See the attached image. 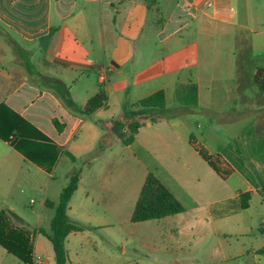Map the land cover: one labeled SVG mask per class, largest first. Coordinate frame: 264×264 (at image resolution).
I'll return each instance as SVG.
<instances>
[{"label":"crops","instance_id":"0c3cea01","mask_svg":"<svg viewBox=\"0 0 264 264\" xmlns=\"http://www.w3.org/2000/svg\"><path fill=\"white\" fill-rule=\"evenodd\" d=\"M234 2L0 0V133L8 136L0 137V214L8 226L30 232L34 264H55L52 245L39 231H50L53 213L46 211L53 209L45 206V200L53 201L49 192L56 190L59 178L63 188L76 171L78 186L67 215L83 229L65 238L67 264L115 260L111 249L116 246L119 218L132 223L125 230L127 238L137 229H151L146 223L152 220H130L149 172L181 203L183 211L154 219L160 224L168 221L170 241L157 247L143 239V248L159 253L182 248L183 243L190 248L195 239L203 246L204 239L211 238L208 248L200 249L210 264H264V254L257 253L264 246V90L254 81L257 67L263 69L264 81V47L262 54L257 53L264 30L255 31L239 21ZM246 29L255 35L243 33ZM154 39L167 50L139 48ZM201 41L206 42V61ZM252 47L255 51L248 56L247 49ZM247 57L251 67L246 65ZM48 78L61 82L79 106L99 91L105 95L104 104L83 114L64 102ZM188 82L197 86V104L169 105L176 83ZM160 89L165 93V108L145 109L149 117L141 121L134 139L123 143L119 134L127 136V126L113 120ZM246 89L252 94V110L245 108ZM127 92L135 101L123 99ZM113 97L115 111L110 107ZM240 109L255 115L237 126L231 137L217 145L201 140L193 114L209 118L214 134H224L235 120L231 111ZM12 111L31 124L25 126L31 137L7 131L16 121ZM217 122L224 123L222 128ZM198 146L219 171L199 154ZM134 170L139 176L135 186ZM19 185H25L26 198L16 192ZM245 191L251 193L248 208L216 215L229 199ZM188 212L205 218V225L201 224L205 231L196 228L193 242L180 239L185 237L181 233ZM242 213H249V224ZM43 218L47 228L42 227ZM226 236L233 237L232 243ZM188 252L193 256L182 263L198 264L199 251ZM179 255L173 252L168 264H178ZM152 260L160 258L152 256Z\"/></svg>","mask_w":264,"mask_h":264},{"label":"trees","instance_id":"16d2710c","mask_svg":"<svg viewBox=\"0 0 264 264\" xmlns=\"http://www.w3.org/2000/svg\"><path fill=\"white\" fill-rule=\"evenodd\" d=\"M25 66L27 71L31 72V67L28 61L25 62ZM262 73V68H255L254 81L259 89L264 90V81L261 79ZM48 81L51 82V87L53 90L69 107L83 114H88L98 107L103 106L106 99L103 91H99L90 97L84 105L79 106L71 100L68 95L67 88L61 82H59L56 78H48ZM174 98L179 104L183 106H195L198 99L197 86L192 82L176 83L174 87ZM133 105L138 106V108L131 109ZM165 105V93L162 89H160L139 99L130 107L123 109L121 115L113 120L115 123L120 125L123 124L125 118H131V120L126 124L129 134L123 138V143H130L134 139V135L142 124L141 120L132 119L133 117H144V110L148 107L164 109ZM11 113L16 121H12L7 131L9 132L14 129L20 138L27 139L31 137L25 131V126L31 127V124L13 111ZM54 123L56 124V121H54ZM0 137L7 139L8 136L0 133ZM198 147L199 154L208 162L211 167H213V169L219 171V169L214 164L212 157L208 155L202 147ZM79 175L80 173L78 171L71 174L67 185L60 191L57 202H53L49 199L45 200V206L47 208L53 209V215L50 221V231H39L44 236H46L52 245L55 264H67L68 259L67 251L65 249V238L70 232L80 231L83 229L82 226L72 221L67 215L68 203L74 191L77 189ZM261 191H264V189ZM250 198L251 193L249 191L239 192L236 197L229 199L227 201L228 206H226L224 209H221L216 215L224 216L242 209H246L249 206ZM212 210L214 213H216L214 211V207ZM181 211H183V206L181 203L169 192L165 185L162 184L153 173L149 172L144 179L138 197L135 201L130 220L131 222H143L154 219L159 220ZM0 246H2L7 252L13 254L22 262L26 264H34L32 236L24 229L8 226L6 218L2 213L0 214ZM257 253L264 254V246L259 248Z\"/></svg>","mask_w":264,"mask_h":264},{"label":"rangeland","instance_id":"374dc122","mask_svg":"<svg viewBox=\"0 0 264 264\" xmlns=\"http://www.w3.org/2000/svg\"><path fill=\"white\" fill-rule=\"evenodd\" d=\"M235 4V14L238 16L239 21H245L247 22L250 27H252L251 29H255V31H263L264 30V0H235L234 2ZM250 20H252V22H250ZM253 23V24H252ZM233 31H230V33H232ZM243 33H246L247 35H251L254 36V32H250L248 29L242 31ZM260 37L261 40L257 41V53H261L263 51V47H264V33H260ZM201 49L203 50V53L201 54L203 56L202 60H205V55H206V42L205 41H201ZM139 48H141L143 51L147 50V51H154V52H159V51H165L167 50L166 47L163 46V48H160V43L157 39L152 40L151 42H148V44L146 46H141V44H139ZM255 48L252 47V50L247 49V54L248 56L251 55V52H254ZM161 54V53H160ZM264 56V55H263ZM250 58L247 57V64L248 66H252V62L248 63ZM263 74V73H262ZM128 78V75H126L124 81H126V79ZM205 92V89H202L201 93ZM246 95H247V99L245 100V108H249L252 110V107H249V102L251 100L252 94L250 93L249 90H245ZM251 96V97H250ZM125 101H127L128 103H131L133 101H135V96L129 92L126 93V96H124ZM253 99V98H252ZM176 99L170 98L168 100V104H176ZM117 103V99L115 97L112 98V102H111V109L113 111H115V104ZM178 103V102H177ZM130 107V106H129ZM138 106L133 105L131 107V109H137ZM119 109V108H118ZM118 109H116V113H118ZM148 110H152V109H158L155 107H148L146 108ZM249 109H246V111L240 109L237 110L236 112L231 111L230 115H234L235 116V120L231 121V125L227 128L224 129V134H214V129H212L210 126H208L209 123V118L206 119V117L204 115H198V114H193L192 118L197 119L199 121L198 124V128L197 130H199V132H201L202 134L200 135L202 138L201 140L205 141V142H213L214 144H222L227 138L231 137L232 132L235 130V128L247 121H249V119H251L254 115L255 112H250ZM153 112V111H150ZM183 116H185L186 114H182ZM149 117L148 114L145 113L144 117H133L132 119H137V120H143L144 118ZM212 118L210 117V120ZM131 120V118H125L123 124H127L129 121ZM215 125L220 126V128H222V126L224 125V123L222 122H217L215 123ZM126 133H124V135L119 134V138L123 139L125 138ZM121 145H119L120 147ZM119 169V166H118ZM58 172H56L57 174ZM131 180H132V184H134V186L139 182V176H138V172L136 170H134L132 176H131ZM62 183L61 182V178L58 179V181L56 183H54L56 185V192L55 191H51L49 192V198L52 199L54 202L58 201V195H59V189L61 190L62 188ZM120 188V187H119ZM137 188V186H136ZM13 197L15 190L13 191ZM16 192L18 194H21V196H23V198L27 197V189L25 187V185H19L16 189ZM3 194L0 192V201L3 199L2 198ZM12 194H10L9 199H11ZM22 203L26 202L24 201V199H22L21 201ZM254 203V202H253ZM255 204V205H254ZM253 204V208L257 209V204L254 203ZM48 214H52L53 210H48L46 211ZM195 212H193L194 214ZM247 221V223H250V216L249 213H242L241 214ZM186 218H185V225L183 226L184 231L181 233L182 235H185V237H181L180 239L184 242H193V232L195 233V229L196 228H203L204 227L201 225H205L203 219L205 218H200V216L197 217H193L192 216V212H188L187 214H185ZM125 218H119V222L116 224V228L119 230L118 231V238L116 240V246L112 247L111 251H112V255H114L116 257L115 260H112L111 262L109 261H104L101 260V262L99 264H168V259L170 258V255L173 254V252H177L179 255L178 260L179 263L178 264H186V263H182V260H190L189 258L191 256H193V254H190L188 252V250H192V251H199L197 253H199V262L198 264H210L209 260L206 261V257L202 254H200V249L201 248H208L209 244L211 242H213V240L210 238H205L203 241V246L199 245V240L195 239L192 247L188 248V246H185L183 243V247L179 248V249H170V250H163V252H154L151 250H147L145 248H143L141 246L142 240L145 239L146 241H150L151 243H153L154 245L161 246L164 244H167L166 242H169V232H168V226L169 224H167L168 221H164L163 224L160 223H156L158 221L156 220H152L148 223H146L148 226V224H150L149 226L151 227V229H147V228H141V229H137L139 231H137L138 233L134 234L133 237L131 238H127L128 236L125 233L126 229L131 228L132 223H126V221L124 220ZM169 220V219H168ZM35 223V222H34ZM48 224L46 222V219L43 218V222H42V227L43 228H47ZM163 228V230H159L158 228ZM31 231L33 230V227L29 228ZM205 231V230H204ZM257 231V230H256ZM30 233V232H29ZM161 236V237H160ZM125 238H127L125 240ZM226 238L228 240H230V242L232 243L233 237H227ZM227 240V241H228ZM227 241H225V243H227ZM201 243V242H200ZM103 245V244H102ZM105 245V244H104ZM199 245V249L197 248ZM136 247L135 251L131 250L130 248ZM105 250L108 251V247L105 246ZM202 253L204 251H201ZM152 256H158L160 258V261H153L152 260ZM170 261V260H169ZM0 264H26L24 262H22L21 260H19L17 257H15L13 254L7 252L2 246H0ZM89 264H97L94 263L93 261L90 262Z\"/></svg>","mask_w":264,"mask_h":264},{"label":"built area","instance_id":"2783aa9c","mask_svg":"<svg viewBox=\"0 0 264 264\" xmlns=\"http://www.w3.org/2000/svg\"><path fill=\"white\" fill-rule=\"evenodd\" d=\"M207 5L208 6H211L212 5V3L209 1V2H207ZM105 79L103 78V81H104Z\"/></svg>","mask_w":264,"mask_h":264}]
</instances>
